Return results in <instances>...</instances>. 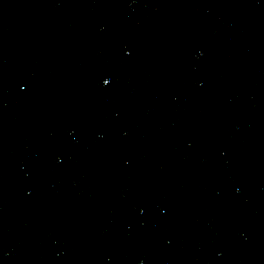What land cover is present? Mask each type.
I'll return each instance as SVG.
<instances>
[{"label":"water","instance_id":"obj_1","mask_svg":"<svg viewBox=\"0 0 264 264\" xmlns=\"http://www.w3.org/2000/svg\"><path fill=\"white\" fill-rule=\"evenodd\" d=\"M0 264H264V0H0Z\"/></svg>","mask_w":264,"mask_h":264}]
</instances>
